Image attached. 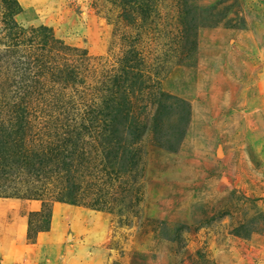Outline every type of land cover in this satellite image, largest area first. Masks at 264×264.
<instances>
[{"label": "rangeland", "instance_id": "1", "mask_svg": "<svg viewBox=\"0 0 264 264\" xmlns=\"http://www.w3.org/2000/svg\"><path fill=\"white\" fill-rule=\"evenodd\" d=\"M4 251L264 264V0H0Z\"/></svg>", "mask_w": 264, "mask_h": 264}, {"label": "trees", "instance_id": "2", "mask_svg": "<svg viewBox=\"0 0 264 264\" xmlns=\"http://www.w3.org/2000/svg\"><path fill=\"white\" fill-rule=\"evenodd\" d=\"M24 133L25 132H23V137H24ZM76 137H78L77 135L75 136V137H69L68 139H67V141H65V143L63 144V145H65V146H68L69 147V149H70V152H69V155H65V156H63L67 161V164L69 163V159H71V157L74 155V149H75V142H76ZM73 138H75V139H73ZM71 141V142H70ZM66 144H68V145H66ZM107 152H108V155L109 156H111V154H112V151L110 150H107ZM23 157L25 158V157H27V158H32V157H34V158H36V160L38 159V165L40 166V165H44L45 166V162L43 161V159H42V157L40 156V154L37 152V151H34L33 149H32V152H31V150H30V153H26L25 152V154H23ZM26 159V158H25ZM40 160H41V162H40ZM42 163H44V164H42ZM65 164V162H63L62 161V163H61V165H63L62 166V168L64 167V168H67L68 169V166H66V165H64ZM68 171H70V170H67V172ZM66 172V171H65ZM9 185V188H17V187H15L16 186V181L14 180H12V181H9V183H8ZM31 185V184H30ZM32 186V185H31ZM27 188H30V187H28V185H27ZM42 207V206H41ZM42 210H44V209H39V211H37V212H35V213H33V214H38V215H40L39 213H41L42 212Z\"/></svg>", "mask_w": 264, "mask_h": 264}, {"label": "crops", "instance_id": "3", "mask_svg": "<svg viewBox=\"0 0 264 264\" xmlns=\"http://www.w3.org/2000/svg\"><path fill=\"white\" fill-rule=\"evenodd\" d=\"M13 254H11L10 252H3V255L0 258V264H10V262L13 259Z\"/></svg>", "mask_w": 264, "mask_h": 264}]
</instances>
